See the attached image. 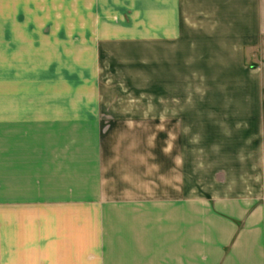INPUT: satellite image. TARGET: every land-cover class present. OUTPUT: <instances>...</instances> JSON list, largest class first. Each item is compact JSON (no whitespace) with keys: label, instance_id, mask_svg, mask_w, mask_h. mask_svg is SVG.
<instances>
[{"label":"crops","instance_id":"crops-1","mask_svg":"<svg viewBox=\"0 0 264 264\" xmlns=\"http://www.w3.org/2000/svg\"><path fill=\"white\" fill-rule=\"evenodd\" d=\"M109 3L128 17L113 21V41L132 27L134 40L157 43L161 83L227 92L205 107H221L223 136L264 172V0ZM20 7L0 0V264H264V174L257 193L199 209L183 192L180 149L165 141L181 138L187 112L159 113L157 147L125 144L105 115L100 36L76 43L74 67H39L38 20Z\"/></svg>","mask_w":264,"mask_h":264},{"label":"rangeland","instance_id":"rangeland-1","mask_svg":"<svg viewBox=\"0 0 264 264\" xmlns=\"http://www.w3.org/2000/svg\"><path fill=\"white\" fill-rule=\"evenodd\" d=\"M96 2L97 0H21V18L32 17L38 20V66L74 67L71 64L75 65L80 61L76 59L77 54L72 52L76 43L81 39L86 42L85 46H97L96 43L90 44L89 40L99 35L103 40L98 43L102 52L99 56V83L102 85V97L111 102L105 115L110 120L113 116V129L128 132L130 137L124 139L125 144L136 146L138 143L144 147H157L160 143L157 138L159 113L161 116L165 111L167 114L174 110L186 111L187 114L182 118L190 117L194 121L183 120L179 124L182 125L181 138L165 139L167 148L180 149L183 192L186 189L188 194L191 192L197 195L199 209H205L200 203L206 209H209V205L216 209L222 196L257 193L254 190H259V185H262L261 175L264 172L252 169L255 156L236 154V139L224 137L229 133L225 131L216 112L221 107H205L207 100L220 104L227 92L176 91L173 90V80L166 83L163 80L161 83L157 73V43L134 40L132 37L140 34L138 29L132 27L118 28V38L113 41V21L125 26L128 22L126 12H123L125 19H119L122 18V13H119V18H113L109 0ZM30 9L32 16H29ZM198 78L199 86L202 82L204 87L205 78ZM178 99L187 106L169 105L171 103L168 100ZM192 100L197 101V107L189 106V101ZM192 111L197 116L192 117ZM111 125L110 122L103 124V130L110 129ZM225 126L227 128V124ZM166 127L167 131L173 130V124H169L167 120ZM129 132L136 134L135 137ZM90 189L85 188L88 192ZM108 189L111 191H105L107 196L113 197V187Z\"/></svg>","mask_w":264,"mask_h":264}]
</instances>
